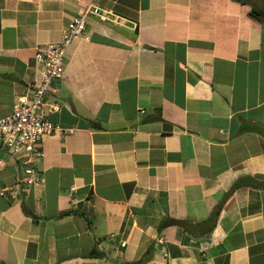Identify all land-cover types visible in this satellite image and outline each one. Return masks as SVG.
Here are the masks:
<instances>
[{
	"label": "crops",
	"instance_id": "obj_1",
	"mask_svg": "<svg viewBox=\"0 0 264 264\" xmlns=\"http://www.w3.org/2000/svg\"><path fill=\"white\" fill-rule=\"evenodd\" d=\"M88 6L107 20L46 96L38 184L0 197V264H264V0H0V117ZM219 204L205 237L170 224Z\"/></svg>",
	"mask_w": 264,
	"mask_h": 264
},
{
	"label": "built area",
	"instance_id": "obj_2",
	"mask_svg": "<svg viewBox=\"0 0 264 264\" xmlns=\"http://www.w3.org/2000/svg\"><path fill=\"white\" fill-rule=\"evenodd\" d=\"M107 20L106 12L96 6H88L72 17L64 28L59 42L37 49L35 60L43 68L39 83L31 86L29 95L15 98L10 113L0 117V148L5 150L20 165V176L9 187L0 190L1 198L16 199L26 188L39 182L36 164L43 156L39 142L47 136L62 133L63 129L46 119V113L56 110L46 103V96L54 82L61 79L65 52L71 42L82 37L87 16ZM143 112V111H141ZM4 165L0 159V168Z\"/></svg>",
	"mask_w": 264,
	"mask_h": 264
},
{
	"label": "trees",
	"instance_id": "obj_3",
	"mask_svg": "<svg viewBox=\"0 0 264 264\" xmlns=\"http://www.w3.org/2000/svg\"><path fill=\"white\" fill-rule=\"evenodd\" d=\"M252 13L253 15H259L256 12H252ZM220 206L221 204L217 205L204 221H201L197 224H191L186 221H175V220L171 221L170 224L179 227L184 232H188L190 234H195L196 232H199L198 235H200V237H205L210 233L211 229L213 228L216 222Z\"/></svg>",
	"mask_w": 264,
	"mask_h": 264
}]
</instances>
